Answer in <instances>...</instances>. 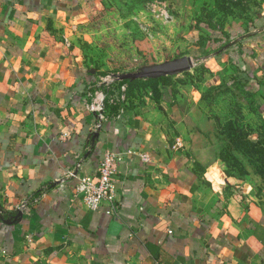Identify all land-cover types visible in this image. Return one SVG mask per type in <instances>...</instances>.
I'll use <instances>...</instances> for the list:
<instances>
[{
    "label": "crops",
    "instance_id": "0c3cea01",
    "mask_svg": "<svg viewBox=\"0 0 264 264\" xmlns=\"http://www.w3.org/2000/svg\"><path fill=\"white\" fill-rule=\"evenodd\" d=\"M101 5L0 0V264H264V202L231 196L222 165L197 158L186 114L199 98L177 99L173 76L101 81L55 40ZM236 26L229 42L249 35L235 46L189 55L225 63L239 99L264 112V8ZM107 151L124 154L117 195L90 210L76 186Z\"/></svg>",
    "mask_w": 264,
    "mask_h": 264
},
{
    "label": "rangeland",
    "instance_id": "374dc122",
    "mask_svg": "<svg viewBox=\"0 0 264 264\" xmlns=\"http://www.w3.org/2000/svg\"><path fill=\"white\" fill-rule=\"evenodd\" d=\"M101 4L90 7L83 18L54 28V37L101 81L113 84L129 82L114 74L189 55L195 45L209 47L204 55L211 56L231 40L230 27L234 34L240 27L236 25H248L264 8V0H101ZM214 37L221 41L214 42ZM195 66L165 84L178 87L175 96L181 102L199 98L186 114L188 128L196 134L198 158L222 165L231 196L264 202V113L257 111L251 96L248 106L238 104L231 89L224 88L230 76L225 63L203 59ZM148 87L157 94V86H138L131 92L141 96Z\"/></svg>",
    "mask_w": 264,
    "mask_h": 264
},
{
    "label": "built area",
    "instance_id": "2783aa9c",
    "mask_svg": "<svg viewBox=\"0 0 264 264\" xmlns=\"http://www.w3.org/2000/svg\"><path fill=\"white\" fill-rule=\"evenodd\" d=\"M93 107L97 108L92 104ZM142 157L144 160H149L148 154H143ZM123 158L122 152L107 151L99 163L96 175L79 178L76 191L86 208L96 210L103 205L114 203L117 195L115 186L117 164ZM22 208H28V202L22 203Z\"/></svg>",
    "mask_w": 264,
    "mask_h": 264
},
{
    "label": "water",
    "instance_id": "95a60500",
    "mask_svg": "<svg viewBox=\"0 0 264 264\" xmlns=\"http://www.w3.org/2000/svg\"><path fill=\"white\" fill-rule=\"evenodd\" d=\"M247 35L249 34L243 35L241 38L229 42L220 51L229 48L233 44L237 43L239 40L247 37ZM194 66H195L194 58L190 55H183L171 60H166L161 63L144 65L134 72L114 74L113 77L121 81H127V80L135 81L140 79H158L166 76L184 74L186 72L191 71L194 68ZM21 215H22V211H18L17 215L13 218V220H18V218Z\"/></svg>",
    "mask_w": 264,
    "mask_h": 264
},
{
    "label": "trees",
    "instance_id": "16d2710c",
    "mask_svg": "<svg viewBox=\"0 0 264 264\" xmlns=\"http://www.w3.org/2000/svg\"><path fill=\"white\" fill-rule=\"evenodd\" d=\"M252 23H253V20L252 21H250L249 23H248V25H247V28H243L242 30H243V32H241V34L242 33H244V32H246L247 31V29L249 28V29H252ZM235 26V25H234ZM213 33V32H212ZM224 36H225V31L224 30H222V32H221ZM230 34H231V32H230ZM215 39H214V42L215 41H217L218 39V41L217 42H219V41H221V37H219V38H216V37H214ZM236 44H234V45H232V47L233 46H235ZM223 46L222 45H220V46H218L217 48H216V50H219L220 48H222ZM215 48V47H214ZM231 48V47H230ZM234 60V62H233V64L235 65V66H237L238 64H237V61H235V59H233ZM187 73H190V72H187ZM162 78H164L163 80H165L166 79V77H162ZM232 79H233V81H231V82H225L226 84H224V88L226 89V90H230L231 89V94H232V96L234 97V99H235V101L238 103V104H242V105H245V106H248L249 104H244L240 99H239V94H237L236 92H235V90L232 88V86H236V77L235 76H233L232 77ZM148 80H151V79H148ZM127 81H129V80H127ZM137 81V80H136ZM234 86V87H235ZM223 91H220V93H222ZM257 111L259 112V113H264L263 111H262V108H261V106H257ZM207 119H210V118H207ZM235 143H237L236 141H235ZM197 158H198V156H197ZM198 159H200L201 161H203V162H208L209 161V159H207V161H206V158H198Z\"/></svg>",
    "mask_w": 264,
    "mask_h": 264
}]
</instances>
